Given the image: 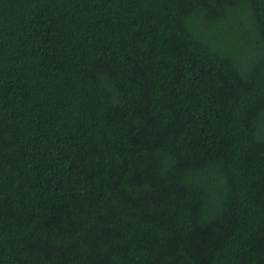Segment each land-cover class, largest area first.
<instances>
[{
	"label": "trees",
	"instance_id": "16d2710c",
	"mask_svg": "<svg viewBox=\"0 0 264 264\" xmlns=\"http://www.w3.org/2000/svg\"><path fill=\"white\" fill-rule=\"evenodd\" d=\"M0 264H264V0H0Z\"/></svg>",
	"mask_w": 264,
	"mask_h": 264
}]
</instances>
